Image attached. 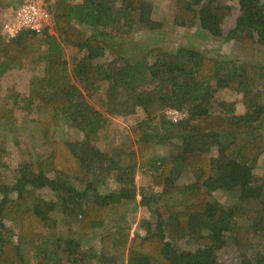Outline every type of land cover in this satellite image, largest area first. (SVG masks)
I'll use <instances>...</instances> for the list:
<instances>
[{
  "label": "trees",
  "instance_id": "1",
  "mask_svg": "<svg viewBox=\"0 0 264 264\" xmlns=\"http://www.w3.org/2000/svg\"><path fill=\"white\" fill-rule=\"evenodd\" d=\"M255 1L174 0L173 21H199L223 35L225 17L239 9L226 38L256 50L264 45V0ZM48 5L52 30L25 26L7 38L10 16H0V76L31 72L26 93L9 85L0 117H12L23 97L36 106L44 145L13 183L1 166L11 150L0 147V264H222L219 250L231 241L239 264H264V252L250 253L264 239V174L255 171L264 154V64L190 45H157L131 59L123 42L161 27L152 0ZM65 45L75 51L72 64ZM168 108L187 115L173 120ZM137 112L146 183L161 188L154 194L139 189L135 159L124 161L113 117ZM63 120L82 137H58ZM154 143L168 151H152ZM138 194L151 216L130 235ZM8 221L19 227L17 238L5 232ZM68 224L81 238L65 231Z\"/></svg>",
  "mask_w": 264,
  "mask_h": 264
},
{
  "label": "rangeland",
  "instance_id": "2",
  "mask_svg": "<svg viewBox=\"0 0 264 264\" xmlns=\"http://www.w3.org/2000/svg\"><path fill=\"white\" fill-rule=\"evenodd\" d=\"M8 1L10 4L8 3L7 6H0V16L4 19L10 16L14 9V4L21 0ZM152 2L154 4L153 15L156 20H159L161 27L155 28L154 30L137 31L133 37L123 42L122 52L131 59L136 60L141 58L148 48L157 45H162L167 49H175L181 45H190L220 58L229 57V59L236 58L238 60H257L264 64V45H259L256 50H254V48L247 50L243 48L240 43L226 38L228 31L234 25V18L239 9L233 14L225 17L222 23L223 35H214L204 29L199 21L193 27L174 24L173 19L176 10L174 0H152ZM237 6L239 5L237 4ZM65 46L67 57L69 58L70 64H72V56L75 51L74 49L71 50L69 45ZM107 57L110 58L111 55L108 54ZM30 73L31 72L28 70L16 68L10 70V73L0 76V99L6 96L7 91L9 92L10 84L14 86V89H20L23 93H26L28 90ZM225 92L226 90H220V93ZM236 96H239V94L230 92L227 97L233 98ZM20 98L21 99H19L17 103V110L12 117H0V147L6 146L11 150V155L1 160L2 170L6 181L9 183L15 181L17 168L24 161L38 154L44 148L40 125L37 121L36 106L28 105L23 97ZM142 116V112H137L128 116L113 115L114 120L120 126L122 133L121 138H123L125 144V153L123 154L125 158L124 161L130 162L131 159H135L138 167L136 180L139 189L141 190L144 187L148 194H154L158 193L161 188L152 187L146 183V173L144 170L145 157H142L138 149V139L140 138L139 118ZM56 135L69 139L82 137L76 127L68 124L64 120L58 125ZM152 151L166 153L168 151V146L154 143L152 145ZM255 171L258 175L262 176L264 174V154L261 157V163L255 168ZM140 197V194H138L137 206L131 208L128 212V222L131 226L129 229L130 235L133 234L135 229H140V220L142 218L151 216L147 206L140 202ZM7 225L8 229H6L5 232L13 238H17L19 227L10 221L7 222ZM68 226L69 224L65 225V231L68 234L81 238L78 232L68 229ZM83 240L89 243L86 237H83ZM91 242L98 245L99 237L94 238ZM86 244L84 245L86 246ZM256 252H264V239L255 241L254 248L250 251L251 256L255 255ZM218 255L222 264H239L243 258V255L237 250L233 241L220 249Z\"/></svg>",
  "mask_w": 264,
  "mask_h": 264
},
{
  "label": "built area",
  "instance_id": "3",
  "mask_svg": "<svg viewBox=\"0 0 264 264\" xmlns=\"http://www.w3.org/2000/svg\"><path fill=\"white\" fill-rule=\"evenodd\" d=\"M30 26L38 30L44 26L52 29L53 16L48 0H24L16 13L11 15L4 23V33L7 38L15 36L22 28ZM168 117L179 120L187 115L186 111L177 108L167 109Z\"/></svg>",
  "mask_w": 264,
  "mask_h": 264
},
{
  "label": "water",
  "instance_id": "4",
  "mask_svg": "<svg viewBox=\"0 0 264 264\" xmlns=\"http://www.w3.org/2000/svg\"><path fill=\"white\" fill-rule=\"evenodd\" d=\"M256 1L254 0V3H255Z\"/></svg>",
  "mask_w": 264,
  "mask_h": 264
}]
</instances>
